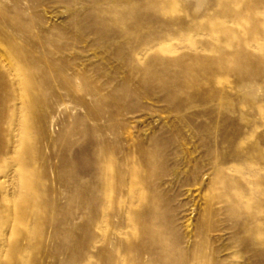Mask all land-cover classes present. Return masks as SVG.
I'll return each mask as SVG.
<instances>
[{
  "label": "rangeland",
  "instance_id": "1",
  "mask_svg": "<svg viewBox=\"0 0 264 264\" xmlns=\"http://www.w3.org/2000/svg\"><path fill=\"white\" fill-rule=\"evenodd\" d=\"M0 264H264V0H0Z\"/></svg>",
  "mask_w": 264,
  "mask_h": 264
},
{
  "label": "bare ground",
  "instance_id": "2",
  "mask_svg": "<svg viewBox=\"0 0 264 264\" xmlns=\"http://www.w3.org/2000/svg\"><path fill=\"white\" fill-rule=\"evenodd\" d=\"M29 83V82H28Z\"/></svg>",
  "mask_w": 264,
  "mask_h": 264
}]
</instances>
